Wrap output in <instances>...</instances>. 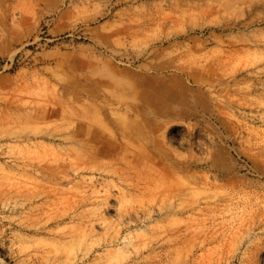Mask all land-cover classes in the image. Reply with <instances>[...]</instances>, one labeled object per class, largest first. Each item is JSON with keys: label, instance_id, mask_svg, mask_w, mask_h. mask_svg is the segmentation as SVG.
<instances>
[{"label": "rangeland", "instance_id": "rangeland-1", "mask_svg": "<svg viewBox=\"0 0 264 264\" xmlns=\"http://www.w3.org/2000/svg\"><path fill=\"white\" fill-rule=\"evenodd\" d=\"M0 264H264V0H0Z\"/></svg>", "mask_w": 264, "mask_h": 264}]
</instances>
